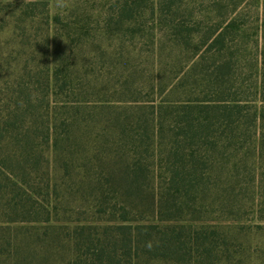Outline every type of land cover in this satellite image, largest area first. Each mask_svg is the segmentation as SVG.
Wrapping results in <instances>:
<instances>
[{
    "label": "trees",
    "instance_id": "1",
    "mask_svg": "<svg viewBox=\"0 0 264 264\" xmlns=\"http://www.w3.org/2000/svg\"><path fill=\"white\" fill-rule=\"evenodd\" d=\"M107 1L0 0V264H264V0Z\"/></svg>",
    "mask_w": 264,
    "mask_h": 264
},
{
    "label": "rangeland",
    "instance_id": "2",
    "mask_svg": "<svg viewBox=\"0 0 264 264\" xmlns=\"http://www.w3.org/2000/svg\"><path fill=\"white\" fill-rule=\"evenodd\" d=\"M96 2H99L100 0H95ZM107 1V0H106ZM255 1L260 2L261 0H246L243 1L242 6H243V11H245V15L248 16L249 18V23L246 24V29H253V12L256 11V6H255ZM108 2V1H107ZM99 7H95L93 10V16L97 15L96 9H98ZM158 102V99L155 100V103ZM240 178H242V175H240ZM249 183L243 185L242 187L246 188V191H244L246 193L245 196H247V198L250 195V189H249ZM249 189V190H248ZM204 224H220L221 226L227 227V228H234L237 225L239 226H246V225H261L262 227L264 226V223H257V222H253L252 221H223V222H201ZM200 224V223H199ZM262 231L258 234L256 233L257 230L255 228L250 229L249 235L247 236L246 240H248V244L255 245L256 244V238L260 235V234H264V228L261 229ZM255 234H257L255 236Z\"/></svg>",
    "mask_w": 264,
    "mask_h": 264
}]
</instances>
